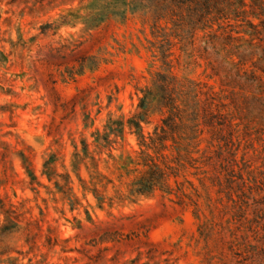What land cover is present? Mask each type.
Wrapping results in <instances>:
<instances>
[{
  "label": "trees",
  "instance_id": "16d2710c",
  "mask_svg": "<svg viewBox=\"0 0 264 264\" xmlns=\"http://www.w3.org/2000/svg\"><path fill=\"white\" fill-rule=\"evenodd\" d=\"M234 4V0H81L62 14L56 28L72 24L80 25V31L132 14L140 21V30L151 36L146 47L160 66L149 83L138 88L139 101L131 113L110 116L93 141L82 139L81 145H74L70 158L60 150L50 151L38 172L27 152L30 146L19 149L25 185L36 191L46 187L63 214L66 206L72 211L83 208L87 219H92L94 207L108 209L161 193L192 208L208 250L204 264H226L233 259L230 256L236 264H264V177L246 159L248 145L264 142V129L250 120L254 109L249 101L224 102L212 85L189 73L205 62L203 73L211 68L207 76H222L223 84L233 90L260 79L257 65L248 64L247 53L234 45L241 39L227 16ZM201 31L208 38L205 45ZM99 53L100 58L94 54L90 60H109L107 53ZM85 62L83 58L72 69L71 78ZM155 115H160V122L152 123ZM86 119L93 123L89 114ZM126 133L133 134L138 145L130 149L117 145L125 141ZM240 145H247L242 161L237 158ZM11 175L6 167L0 187ZM223 196L232 201L231 214ZM0 212L5 215L0 223V262L23 263L37 245L41 224L20 212L7 195L0 194ZM229 226L231 237L226 236ZM53 239L49 235L47 242L56 244ZM141 253L122 264H148L140 262Z\"/></svg>",
  "mask_w": 264,
  "mask_h": 264
},
{
  "label": "rangeland",
  "instance_id": "374dc122",
  "mask_svg": "<svg viewBox=\"0 0 264 264\" xmlns=\"http://www.w3.org/2000/svg\"><path fill=\"white\" fill-rule=\"evenodd\" d=\"M80 1L0 0V174L6 167L12 174L0 194L9 196L20 212L41 224L37 245L23 263L122 264L142 252L141 263L204 264L208 250L199 237V220L192 208L161 193L108 209L94 207L92 219H87L83 208L72 211L66 206L63 214L46 187L32 190L22 180L25 172L19 149L30 146L27 152L38 172L50 151L60 150L70 158L74 145H81L82 139L93 141L110 116L131 113L139 101L138 88L146 86L160 66L153 63V50L146 47L151 36L140 30L141 23L132 14L123 20L112 17L89 31L72 24L56 28L60 16ZM234 1L227 14L238 31L234 34L241 36L234 45L247 53L248 64L257 65L255 74L260 79L233 90L223 84L222 76H207L211 68L203 73L205 62L189 73L212 85L224 102L249 101L254 109L250 120L264 129V0ZM199 35L205 45V31ZM99 52L107 53L109 60H98ZM94 54L98 58L92 61ZM83 58L82 71L71 78L72 69ZM87 114L93 123L87 122ZM151 120L160 122V115ZM125 136L117 145L129 149L138 145L133 134ZM263 144L260 140L246 148V159L260 177H264ZM245 146L240 145L238 160ZM222 201L231 214L230 197L223 196ZM4 218L0 212V223ZM231 227L227 237H231ZM261 231L264 235V226ZM49 235L56 237L52 240L56 244L47 242ZM230 258L226 264H236V258Z\"/></svg>",
  "mask_w": 264,
  "mask_h": 264
}]
</instances>
